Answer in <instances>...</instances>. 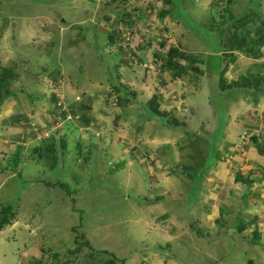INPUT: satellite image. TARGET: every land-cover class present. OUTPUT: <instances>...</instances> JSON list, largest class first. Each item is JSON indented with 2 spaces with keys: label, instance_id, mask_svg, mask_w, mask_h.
Returning <instances> with one entry per match:
<instances>
[{
  "label": "rangeland",
  "instance_id": "374dc122",
  "mask_svg": "<svg viewBox=\"0 0 264 264\" xmlns=\"http://www.w3.org/2000/svg\"><path fill=\"white\" fill-rule=\"evenodd\" d=\"M210 1L184 0V10L179 9L184 18L169 14L161 20L160 9H171L163 0H0V73L2 67L13 66L21 73L10 88L14 95L6 97L0 107V149L5 153L0 158L5 161L0 164L5 170L4 175L0 171V211L12 207L17 221L2 229L5 232L0 235V264H41L36 259L45 260V264L54 260L57 264H84L89 261L85 253L70 257L78 233L72 228L79 226L91 246L126 257V264H249L250 258L254 264H264V249L249 243L252 237L247 236L251 213L264 206L262 195L255 196L257 203L253 204L251 190L244 188L241 209L228 211L217 223L207 216L216 202L213 194L208 198L209 193L217 195L224 190V186H217L215 169L222 161L232 162L230 155H225L222 142L234 148L236 145L239 151L247 145L241 144L233 129L243 125V119L236 115L243 112L244 105L237 108L235 103L242 92L234 88L228 94L219 93V67L220 62L224 67L223 62L218 53L209 52L199 37L208 30ZM234 3L235 13L243 6L264 11V0ZM121 9L129 16L115 15ZM123 19L131 20L132 25ZM111 29L118 31L112 45L107 37ZM143 29L149 33L147 51L134 49V37L133 57L117 54L122 33ZM165 37L170 39L165 49L177 46L183 52L199 54L205 63L193 68L203 70L202 76H184L181 85L187 86L179 85L174 91L183 96H171L165 102L170 105V112L165 111L162 116L157 115L153 103L143 104L142 99L140 102L128 91L115 93L110 85L121 82L131 86L129 79L141 75L158 82L162 77L158 66L150 64L156 69L152 73L144 64L148 63L146 55L152 56V46L157 49ZM223 52L221 55H226ZM52 71L61 75L52 79ZM237 72L233 63H228L223 74L226 82L236 80ZM66 87L72 89L71 94ZM105 90L113 101L118 96L130 100V104H106ZM51 94L56 97L54 101ZM81 94L93 100L95 126L86 128L82 120V132L70 125L67 130L65 126L66 136H62L66 146L60 150L61 156L56 153L60 161L51 169L50 157L38 158L32 153V137L23 130L18 117L24 114L39 126H49L51 122L45 120L55 111L59 114L54 102H74ZM263 107L261 102L260 108ZM261 111L256 112L255 119L264 125ZM102 116L108 119L105 131L100 123ZM166 122L174 124L173 128L158 130ZM113 126L120 133L118 142L114 138L111 143H102L101 140L116 136ZM149 135H173L177 139L162 146V139L153 141ZM57 136L54 135L56 140ZM40 143L35 139V144ZM173 149L179 151L174 153L176 162L167 155ZM151 159L156 160L157 169ZM205 167L209 168L206 174L202 173ZM249 169L244 164L240 172L246 174ZM13 171H20V175ZM43 182L52 185L46 187ZM59 183L72 193L76 212ZM230 203L233 206L237 202ZM217 206L222 208V204ZM161 215H166L167 220L158 222ZM239 224L241 234L234 227ZM127 230L134 235L129 237ZM221 232L226 234L221 236ZM142 240L146 249L150 248L147 256L141 254ZM151 244L155 245L154 251ZM48 249L56 250L58 258L54 259L55 253Z\"/></svg>",
  "mask_w": 264,
  "mask_h": 264
},
{
  "label": "trees",
  "instance_id": "16d2710c",
  "mask_svg": "<svg viewBox=\"0 0 264 264\" xmlns=\"http://www.w3.org/2000/svg\"><path fill=\"white\" fill-rule=\"evenodd\" d=\"M122 1L123 2L125 1V3L127 2V0H122ZM163 1L166 5L171 6V9L169 10H165V8L160 9V13L158 14V16L159 18H161V20L166 18V16L169 14L170 15L175 14V18L177 19L184 18V17H181V13L179 11V9L182 8L181 6L184 0H163ZM235 1L236 0H211L208 4L210 6L208 11H209V15H211V22L206 23V25L208 26V30L207 29L205 30V34L206 33L207 34L206 35L204 34L205 36L204 35L199 36L200 38H202V41L205 43V47L208 46V49L210 50V52L219 53L222 48L225 51L226 56L228 57V59L225 62L224 67H221V62H220V67H219L220 71H222L219 74L220 75L219 83L220 85H222L220 90L222 92L223 91L225 92L227 90L229 91L234 88H238V89L244 88L246 90H249V88H253L256 85L259 86L258 82L260 80L264 81V76L257 74V73L239 76L236 80L232 79L228 83L226 82V79L223 76L224 72L227 70V63L234 61L235 58L237 57L235 52L238 51L248 56L250 55L256 56L259 52L261 44L264 42V19L259 13V9L251 8L249 6L247 7L244 6L243 8H241L240 12L235 13L236 11L232 8V5L235 4L234 3ZM234 6H236V4ZM117 12H115V15L122 14L121 16L123 17L125 15H128L126 14V11L122 13V9ZM110 18H107V19L110 20ZM130 21L131 20H126L125 22L129 23ZM111 30L112 31H109L107 34L108 42L110 45L116 42L115 36H116V33H118V31L114 29H111ZM212 30L214 31L213 33L211 32ZM220 36H223L225 38V42L221 41ZM169 40L170 39L168 37L161 39L158 43L159 51L154 50V52L152 53L153 57H155V59L160 62L159 64L152 63V64H155L156 67L158 66L159 69L161 70L160 74L162 77L159 79L156 78L157 81L159 82L160 79H164L165 71L163 72V69L165 67L169 70L170 72L169 75L173 79L175 78L184 79L185 75L186 76L189 75L191 77V75L196 76V74L198 73L200 76H202L203 70L200 69L199 71H195L193 69L194 67H196V65L199 66V64L205 63L202 61V59H200L199 54L189 52V51L183 52L181 51V49H179L177 46H174V45H170L167 49H165L167 47L166 43ZM117 50H118L117 54L122 53L121 47H117ZM208 56H212V55L208 54ZM224 56L225 55L218 54L217 57L224 59ZM212 57L214 58V56ZM53 72L54 71H52L49 75L50 78L52 79H53V76L55 78V76L61 75L59 71H57L55 74H52ZM20 75L21 73L17 72V69L15 68V66L2 67V72L0 73V107L5 102L6 97L8 96L11 97V95L12 96L14 95L13 90H11L10 88L12 87V84L14 83V81H16L20 77ZM194 84L196 85V82ZM54 85H57V84H54ZM110 87H111V90H113V92L115 93L128 91V94L135 96V94L132 92L133 90L130 89V86L124 85L121 82L111 84ZM66 90H67V87H66ZM259 92L264 93V91H261V90ZM67 93L70 94L69 92ZM110 96L111 95L109 93H106V97L104 99L106 103L110 102L109 101ZM78 97L81 98L79 102H70L66 104V107L68 108V110H70L74 114L82 112V115L80 116V121L81 120L84 121V124L88 126L89 124H91V121L94 119V117L89 116L88 115L89 112H84V110L91 109L93 100L88 98L86 94L78 95ZM50 98L52 101H54L56 97L54 94H51ZM116 101L118 105L120 106H122L123 104L127 105L128 104L127 102H130V100L128 101L127 99H123L118 96H117ZM148 102L157 104L158 102L157 97L153 96ZM56 104L54 102V105L57 109H60L62 107V106L59 107V105H56ZM63 113H66V111L64 110L61 111V114ZM51 114L54 115V112ZM159 114L160 115L163 114L162 116L165 115L164 113H159ZM22 115H23L22 117H18L19 118L18 122L21 123V127L24 128L23 130L26 131L27 134H29L30 132H28V130H30L31 124L33 122L29 121L26 115L24 114ZM50 119H48V121L45 120V122H49ZM162 126L173 128L174 124L170 125L168 122H166V124H162ZM47 127H48L47 125H41L42 129L47 128ZM257 127L258 125H255L254 128L246 127L244 128L245 130L242 132L246 131L248 134H250L247 140V144L249 145L251 144L256 155L261 158V161L257 162L259 163L258 168L251 169L248 172V175L246 177L238 173L237 175H235V178H234V182H242L243 185L247 189L251 187V185L256 181L257 177L264 178V135L261 136L253 132L254 130L258 129ZM261 130H264V128H262ZM241 135L242 134H240V136ZM31 137H32L31 144H33L32 153L34 155H38V158L43 157V156L50 157L51 158V163L49 165L50 168L51 169L56 168L60 161L57 157V154L59 155L60 150H64L66 146V142L62 139L63 137H60L56 140L54 137V134H52L50 135V137H47L46 139L42 140L41 141L42 143L40 144H35V141L32 135ZM214 144L215 143H213L212 151H213V148L216 149L215 148L216 146ZM28 145H30V143L25 144L24 148L28 147ZM212 153L215 154V151H213ZM61 154L62 152H60V156ZM208 170L209 168L205 167L202 173L204 172V174H206ZM190 173H194V171H191ZM18 175H20V172L18 173ZM43 184L46 187H49L52 185L51 183L45 184V182H43ZM58 185L61 186L62 189H65V194L68 197H70L69 199H70V204L72 205V210L76 212L75 200L71 198L72 193L69 191L67 186H65L64 184L59 183ZM11 209L12 207H8L6 210L0 211V230H2L4 226H11L15 223L14 221L15 214L14 212H11ZM157 220L158 222L167 220V216L161 215ZM218 220L219 218L216 219L215 222L217 223ZM236 228L239 229L240 231V226L237 225ZM72 229L74 232H78V233L76 234L73 240L74 246L76 245V247L75 249H71L72 250V252L70 253L71 258L74 259V257H76L77 254L85 253V255L89 257L88 259L89 261L88 262L85 261L84 264H126V260H127L126 257H123V256L121 257V255H118L116 252L110 249H107V248H95L91 246L89 244L88 239H86V236H84V234L80 232L81 226H79V228L73 227ZM127 233L130 234L129 237H132L134 235L132 230H129V231L127 230ZM225 234L226 232H221V236ZM259 238H260L259 233L257 230H255L254 233L252 234V238L250 240H248V238L246 239L248 240L249 243H252L254 245L263 246V244L259 242ZM144 243H145V240H142L140 250H141L142 255L147 256V250H149L150 248L146 249V247L144 246ZM154 246H155L154 244H151L152 251H154V248H153ZM48 251L51 254L55 253L52 255L54 259L58 258L56 250L48 249ZM36 261H38V263L45 264V260L43 259L42 260L36 259ZM247 262L249 264H254V262L250 259H248ZM52 264H57V261L54 260ZM58 264H62V263H58ZM65 264H68V263H65Z\"/></svg>",
  "mask_w": 264,
  "mask_h": 264
},
{
  "label": "crops",
  "instance_id": "0c3cea01",
  "mask_svg": "<svg viewBox=\"0 0 264 264\" xmlns=\"http://www.w3.org/2000/svg\"><path fill=\"white\" fill-rule=\"evenodd\" d=\"M259 13L261 14L262 18L264 19V11L259 8ZM208 19L210 21H208ZM206 21H207V23L211 22V17H209V16L206 17ZM257 22H258V20H257ZM209 52H210V50H209ZM222 52H223V50L221 49L218 54H222ZM235 53H236L237 57L235 58L234 61H232V63H233L234 69L238 70L237 74L235 75L236 79L239 76H244V75L253 74V73H257V74L264 76V42L261 44L259 52L256 56H252V55L248 56V55L243 54V53L238 52V51ZM206 55L208 56V53H206ZM227 59H228V57L226 55L224 56V59L220 58V60H222V62H223V65H225V62ZM228 63L230 64L231 62H228ZM164 71L168 72V73H167V75H166V73H164V79H160L159 82H151L147 77H145V76L143 77L142 75L140 77H135V78L129 79L130 84H131L130 88H132V90H133L132 92L135 94L136 97H138V100H140V102L142 99L143 104L149 103L148 101L153 96L157 97L158 102H157V104H154V109L157 110L158 115H159V113L166 114L165 111L170 112L169 111L170 105L166 106L165 102L170 100L171 96L172 97L176 96V97L181 98L183 96V94H180L178 96V94L175 93L174 91L176 88H178L179 85L181 87L187 86L185 84L183 86L181 85L182 83H184L182 81L184 79H180V78L173 79V78H171L169 75L170 72L166 67L163 69V72ZM130 72H129V76H130ZM196 85H199V83H197ZM258 85L259 86L256 85L253 88H249V90H246L244 88L243 89L236 88V90H239L240 92H242V95L239 98H237L235 101V103L237 104V108L239 107V105H244V108L242 109V111H243L242 113L238 114L236 111V113H237L236 116L237 117L239 116V119L240 118L243 119L242 120L243 125L239 126V128H233L234 132L238 133L239 138H240L239 133L241 131H243L244 128L247 127L246 125H249V126L258 125L257 128H259V127L261 128V126H264L263 123H261V122L258 123V120L255 119V115L257 114L256 112L259 110L260 111L262 110L261 112L264 115V107H263V109L260 108L261 102H264V93L259 92L260 90L264 91V81L260 80L258 82ZM232 90H234V89H232ZM229 91H225V92L223 91L224 92L223 93L220 90L219 93L224 95V94H228ZM68 92L71 94L72 89L68 88ZM106 93H107V90L104 91V94H103L104 97L106 96ZM174 99H176V98H174ZM163 102H164V104H163ZM127 103H128L127 104V106H128L130 104V102H127ZM93 109H94V107H93V102H92L91 109L90 110H84V112H89L88 115L94 117L95 114L93 113ZM171 114H173V113H171ZM106 121H108V119H105L102 116L100 123L102 124V130L103 131H105V128H106V125H105ZM94 122H95V119H93L91 121V124L86 126V128H88L89 126L94 127L95 126ZM69 125L72 128L73 127L77 128L78 132H82L81 128H80L83 125L82 121H79L76 123L67 122V124H65L67 130L70 129ZM72 125H74V126H72ZM65 126H64V128H65ZM116 128H117L116 126H113L114 133L116 134L115 137L109 136L107 139L101 140V142L102 143H111L114 138H115L114 141L118 142L120 133L118 131H116ZM163 128H165L167 130L169 129L168 127H164V126L160 125L158 127V130L163 129ZM247 128H249V127H247ZM94 130L96 131V134H98V130L97 129H94ZM259 130H261V129H258V131ZM259 132H257L258 135H259ZM62 134L66 136L65 131H62L59 135V138L63 137ZM260 135L261 136L264 135V130H261ZM170 136H172V137L161 136L159 138L158 137L156 138L154 135H149L151 140L156 139L159 142V139H162V141L165 142V143H160L162 146H165L169 143H175L176 142L177 136H173V135H170ZM238 137L236 136L235 140ZM153 141H155V140H153ZM222 144H223L222 148L224 150L225 155L229 154L230 155L229 157L231 158L232 162L230 160L231 163L227 164L226 161L225 162L222 161L221 165L219 167H216V169H215L214 178L219 181V185H217V186H221V187L224 186L225 191L222 189L221 193H219L217 195L213 191L211 193H209V196H208L209 199L212 196V194L214 196H216V202L215 203L213 202V204H214L213 211H212V213L207 214L208 220L212 221V223H216L215 220L218 218L221 219L224 214L232 212V211L237 212L239 209L242 208L241 192L246 187L243 185L242 182H234L235 175L240 173L241 175L246 177L248 175V172L251 169L258 168L259 163H257V162L261 161V158L256 155L251 144L250 145L247 144L244 147V149L242 148V149H240V151L236 150V145L234 148L233 146H229L228 143H226V142L225 143L222 142ZM138 147L141 148L140 146H138ZM22 149H24V148H22ZM213 151H215V149H213ZM175 152H179L178 149H176V150L173 149L171 152L167 153L169 159H170V157H172L174 159V153ZM4 154H5L4 151H2V149H0V158L1 159H3L2 157ZM178 157L180 158L179 154H178ZM155 161H152V159H151L150 162L157 169V164H154ZM174 161H175V159H174ZM2 162H5V161H0V164ZM244 164L246 166H248V165L250 166V169L248 170V172L246 174L240 172V169H242ZM0 171L4 175L5 170H3V168H0ZM19 172L20 171H16V172L13 171V174L16 175ZM230 180H231V182H230V186H229L228 181H230ZM249 190H251V192H252V195L250 196V201H251V203L256 204L257 200L254 198L255 196L262 195V197H264V178L257 177L256 181L251 185ZM223 191H224V196L222 197ZM238 197H240V198L238 199ZM230 201L233 203H235V202H237V203L232 206ZM218 204H222V208L221 207L219 208L217 206ZM259 212H260V215H258ZM259 212H256V209H255V211L251 213V218L248 222V224L251 228L250 229V235H247V236L252 237V234L254 233V231L257 230L259 233V237H260L259 242H261V244H263V247L261 245H255V246H259L260 248L264 249V206L263 207L260 206ZM214 213H216L215 214L216 216L214 215ZM217 214H218V216H217ZM16 222L17 221H15V223ZM219 222H220V220H219ZM11 226H13V225H11ZM238 226H240V231H239V229L236 228L237 226H234V227L237 229L238 233L241 234L242 233V224H239ZM251 226H253V227H251ZM5 227H9V226H5ZM3 232H5V231L0 230V235L3 234ZM250 260L254 261L252 258H250Z\"/></svg>",
  "mask_w": 264,
  "mask_h": 264
},
{
  "label": "built area",
  "instance_id": "2783aa9c",
  "mask_svg": "<svg viewBox=\"0 0 264 264\" xmlns=\"http://www.w3.org/2000/svg\"><path fill=\"white\" fill-rule=\"evenodd\" d=\"M149 33L143 29V31H139V32H134V31H126L124 33L121 34V39L122 41L120 42V46L122 49V52L125 53L128 57H133V53H132V45H131V40L132 38L136 37L137 38V44L134 46V49L136 51H140L139 48H149V46L147 45L148 42V38H149ZM143 35H146V37H144ZM156 51H159V47L157 46V49H155ZM154 52V47L152 46L151 48V55ZM147 57V62L145 63L144 66H147V68L149 69L148 71L152 70V73H156V69H154L153 67L150 66L151 63L154 62V60L157 62V60L155 59V57L146 55ZM159 64V61L158 63ZM159 68V67H158ZM154 76V75H153ZM77 99H79V97H77ZM60 104V103H58ZM63 110L66 111V113L63 114H57L54 113V115H52L51 119L49 120V122H51V124L47 127V128H41V126L35 124L34 122L31 124V128L30 130H28V132L31 133V135L33 136V139L35 141V139H38L40 141L46 139L47 137H50V135L54 134L57 130H59L63 124L66 121H70L73 119L72 114H70L69 110L63 106ZM58 112H60L58 110ZM257 129L254 130V133H257ZM250 134H247V132H243V134L240 136V141L241 144L244 145L247 143L248 137Z\"/></svg>",
  "mask_w": 264,
  "mask_h": 264
},
{
  "label": "clouds",
  "instance_id": "9594fccd",
  "mask_svg": "<svg viewBox=\"0 0 264 264\" xmlns=\"http://www.w3.org/2000/svg\"><path fill=\"white\" fill-rule=\"evenodd\" d=\"M77 97L78 96H76L75 97V101L74 102H79L81 99L79 98V99H77ZM116 99H117V97H116ZM116 99L113 101V99H111L110 97H109V101L111 102V103H114V106L115 105H118V103H117V101H116ZM59 102H57V104H58ZM68 103H70V102H68V101H65L64 103H60V104H58L59 106L61 105L62 107L60 108V109H58L60 112H59V114H61V111H63V106H65L66 107V104H68ZM106 103V102H105ZM106 104H108V103H106ZM67 108V107H66ZM57 109V108H56ZM68 109V108H67ZM57 110V111H58ZM65 111V110H64ZM69 112H70V114H72V116H73V119L72 120H70V121H66L64 124H63V126L59 129V130H57L55 133H54V135H58L57 137L59 138V135H60V133L63 131V129H64V126H65V124L67 123V122H71V123H76V122H79L80 121V116L82 115V112H79V113H77V114H74V113H72L70 110H69ZM55 113H56V111H55ZM240 139V138H239ZM176 165H178V164H176Z\"/></svg>",
  "mask_w": 264,
  "mask_h": 264
},
{
  "label": "bare ground",
  "instance_id": "6f19581e",
  "mask_svg": "<svg viewBox=\"0 0 264 264\" xmlns=\"http://www.w3.org/2000/svg\"><path fill=\"white\" fill-rule=\"evenodd\" d=\"M124 17H126V16H124ZM129 20V19H128ZM123 21L125 22L126 20L125 19H123ZM128 24V23H127Z\"/></svg>",
  "mask_w": 264,
  "mask_h": 264
}]
</instances>
